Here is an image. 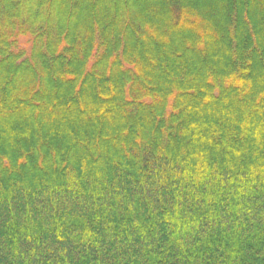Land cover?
<instances>
[{
	"label": "trees",
	"instance_id": "obj_1",
	"mask_svg": "<svg viewBox=\"0 0 264 264\" xmlns=\"http://www.w3.org/2000/svg\"><path fill=\"white\" fill-rule=\"evenodd\" d=\"M220 3L0 0V264H264V0Z\"/></svg>",
	"mask_w": 264,
	"mask_h": 264
},
{
	"label": "rangeland",
	"instance_id": "obj_2",
	"mask_svg": "<svg viewBox=\"0 0 264 264\" xmlns=\"http://www.w3.org/2000/svg\"><path fill=\"white\" fill-rule=\"evenodd\" d=\"M195 1L200 2L204 6H206V5H208V7L210 6L209 11L210 10L214 11V9L218 10L219 8L222 7V4L220 3L222 0L221 1L220 0H195Z\"/></svg>",
	"mask_w": 264,
	"mask_h": 264
}]
</instances>
